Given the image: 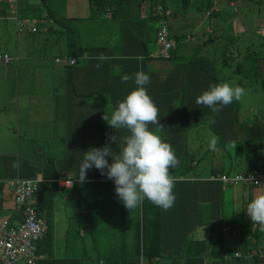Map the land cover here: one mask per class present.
<instances>
[{"label": "crops", "instance_id": "crops-1", "mask_svg": "<svg viewBox=\"0 0 264 264\" xmlns=\"http://www.w3.org/2000/svg\"><path fill=\"white\" fill-rule=\"evenodd\" d=\"M5 1L6 0H0V18L6 15V11H10L9 7L4 5ZM36 1L37 3H33L34 0L16 1V17L21 14V17L16 18V28L17 23L22 21L23 24L27 26L25 29L28 31L33 32L32 29L34 28L31 22H33L34 25H39L42 22L49 26L50 31L54 29L55 43L60 42V47L66 51L65 56H56L55 62L60 65L58 66L60 69L59 71L67 78V83L68 78L71 79L70 85L72 87L69 88L70 99L66 112L67 116L60 120L47 113L51 109V104H47L48 107L45 106L44 111L35 107H25V105L28 106V103L32 104V100L29 98H26L23 102L16 100V107H14L15 102L11 105V100H13L12 98H14L16 90L12 84L8 85L10 90L9 92L6 91V94L10 101L7 102L8 107H6V110H0V130H3V132L8 131V138L9 134H12V142L15 140L14 123L16 120L18 121L21 111L24 113L26 122L25 128L31 127L33 129L32 137H34V139L32 143H34L36 139L41 142V137L36 134L37 125L34 117L36 113L42 116V112H44L46 118L52 119V124L47 126V130H50V133L47 132V134H50L52 138H56L55 142L52 140L50 142L45 141L44 143L49 144L50 147H52V145L56 146L60 142V139L65 137L67 138L65 146H69V151L71 152V163L64 169L55 168V170H58L67 178H76L79 173V165L83 158V152L92 147L98 148V146H100L101 148L105 145H109L112 148V146L116 145L107 138V136H112L114 133L108 132L110 126L107 128L108 124L102 118L103 114L110 116L111 111L116 106V101L122 100L126 93L135 87L134 82L131 80L127 83L122 82L121 76L124 74L132 76L137 71L142 70L150 77L149 83L144 87L158 107L160 113L159 123L161 127L149 125V129L154 131L165 142L172 146L179 160L178 166L171 169V174L175 178H177V176L173 173H179L182 166L191 169L198 164V161L202 162L201 159L196 160V158L193 157L192 154H194V152L188 147L192 139L191 131L195 134H206L209 132L206 136L212 137L214 134V136L219 137L220 140L217 142L216 150L211 152L213 155L212 158L209 156V160L204 164L205 167L203 169L207 170L208 175H202L199 172L200 170H197L195 171L197 175L194 176L206 179L211 172L217 171L242 173L249 172L255 168L264 170V124L258 121L256 115L245 114L243 115L245 119H241L240 122V113L238 110L239 101L232 102L231 107L228 105L224 106L219 113H212L209 108L195 103L196 97L203 90H206L209 84L223 82L222 78H220L222 74L221 69L227 64L221 57L223 56L224 49L226 50L227 48V44L223 43L224 36L221 34L220 36L214 34L217 29L216 24H219L221 21L220 16H224L223 14L227 12L224 10L223 6L218 5L219 1H213L214 5L217 3L213 8L218 9L216 11H220L221 15L213 18L211 24L208 25V30L204 33L207 35L202 38L199 35H185L183 33L184 30L198 31L203 28V25H200L199 29V25H197L198 22H195L194 26L191 28L185 29L187 26L186 21L190 18L178 15L177 20L171 21V26L169 25V29H171L169 37L174 41L175 46L169 52L168 57H161L159 48L156 52H153L150 48V44L156 41V32L153 26L155 23L149 25L151 30L147 27L137 28V26H128L129 24H137L138 22L141 25L146 22L143 20L152 18L153 7H150V5L148 9H145V16L139 17V19L138 15H135L134 18H138L136 19L138 22L135 19V21L131 22V17L124 15L121 5L112 8L109 7L108 11H97V8L91 4L90 0ZM230 4L233 3L229 2V5ZM35 5L37 6V19H33L30 15H27L30 10L36 9ZM163 5L168 7L165 4ZM127 7L130 8L132 6L127 4L126 8ZM42 11L43 13H41ZM172 12L174 13L173 10ZM173 13L172 15H174ZM171 19L172 16L168 20V23ZM65 20H71V25H88L91 21L98 22L97 28L91 25V33L94 36L95 32L102 33L101 36H110L114 34L119 36L118 42L114 43L110 38L108 41H104L105 37H101L98 42L85 44L74 40L75 37L72 36L73 45L70 46L67 39L64 38V33L67 34V30H64L66 26L64 23ZM54 25L58 28H54ZM69 29L72 30L71 27ZM93 35L92 37H94ZM139 39L148 40L146 46L147 50L143 48V44L140 43ZM80 49H84L85 51L83 58L78 60L76 65L69 67L66 63L69 59V54H73L70 52L73 50L80 52ZM146 51L149 52V57H147ZM248 51L249 49L246 51L245 47L241 48L238 43L236 48L237 53L228 52L230 54H235V58H238ZM101 55L108 58L103 60L98 59ZM22 56L25 57V54ZM128 56L130 60L127 59ZM47 57L48 56H44L43 60ZM232 57L233 56H231V58ZM57 58H61V61L57 62ZM133 58L134 60L132 61ZM0 61L7 69L8 65L1 59ZM97 64L100 65L99 68L96 67ZM44 66L45 64L43 67ZM227 68L232 70L228 65ZM5 82L7 81L5 80ZM21 103H23V105H21ZM3 108H5V106ZM14 115L15 117H13ZM210 119H214L215 123L210 124ZM40 122L41 120L38 119L37 123L40 124ZM114 131L116 140L120 143V137L125 135L126 131L123 129ZM210 131L214 133L211 134ZM98 137L100 139L103 138V142L96 145L95 140ZM198 142L202 145V141ZM51 152H64V150L51 148ZM7 154L6 151H0V180L15 176L13 164L17 158L15 159L13 152L11 155ZM243 154L246 155L242 156ZM237 156H239L240 159L247 156L252 157V165L244 163L243 161L234 165L233 159L237 158ZM190 157L193 159L191 162L188 161ZM256 162L262 163V168L257 166ZM32 163H34V166L26 165V162L23 163V166L19 168L22 175L27 177L32 175L38 178L40 174L46 177L54 173L53 166L48 164L45 160L42 161L38 167L35 166V162ZM86 175L87 180L81 185L101 180V184H104V178L106 176L101 174L95 167L87 170ZM178 178L182 179V175H179ZM176 182L178 183V181ZM230 189L231 192L226 207L228 213L225 214L224 211V215H227L229 220L232 221L228 222V224L225 223V227L228 226V231L232 230L231 232L233 234L226 238L227 241L230 242L231 240L235 241V236H237L241 244L243 242H241V240L245 239L243 237L248 231H253L257 236L259 233H264L259 230L258 224L253 222L250 224L251 220L245 212L247 203L256 194L264 192V185L255 187L244 185L231 186ZM224 190L226 189L223 188V192H221L219 189L218 194V198L220 202L222 201V204L225 194ZM210 194H212V191ZM116 197V194L112 196V198ZM60 199L61 201H65L67 197L57 198L55 200V208L59 205ZM70 200L72 201L73 199L70 198ZM14 205V196L11 190H9V188L0 190V224L10 221L15 217ZM175 205L174 211H177V206L179 207V204L176 203ZM185 208L189 216L191 211L188 206H185ZM174 211L173 209L171 210V215L175 213ZM214 211L215 209L213 212ZM54 213L51 217L56 216ZM41 214V218L44 216V220L47 224V213L41 211ZM88 216H90V214ZM83 218L85 217L80 216L81 222ZM57 224L58 221L52 219V223L50 224L52 230L53 225L56 226ZM67 224V226L70 227L72 223L69 221ZM237 224L238 226L236 228L235 225ZM46 226L47 233L49 225L47 224ZM188 227L190 228L189 225ZM256 227L257 229L254 230ZM202 230L203 232L209 231L204 223L194 225L191 230L190 241ZM53 231L55 232V228ZM109 231L106 230L105 232L108 233ZM188 231H190V229ZM65 232H68L67 228ZM46 235L47 234H45L44 237H46ZM259 237L260 239L258 242H261L259 245L262 246L264 250V234H260ZM91 239H94L93 236H91ZM66 245L68 249L64 253L58 255L51 251L48 253L39 251L37 243L36 264H103V261L107 264L108 257H110V252L106 251L107 244L99 243L98 247L101 253H96L95 242V246L93 244L91 247H94L91 255L88 257L86 256L85 243L82 244L83 249L81 246L74 243L69 245V243L66 242ZM118 250L121 251L120 249ZM121 254L122 252L117 253V257H121ZM231 261L233 260L231 259ZM24 262V264L29 263L27 260H24ZM172 264H174V262H172ZM204 264H215V262H213L210 257H205Z\"/></svg>", "mask_w": 264, "mask_h": 264}, {"label": "rangeland", "instance_id": "rangeland-1", "mask_svg": "<svg viewBox=\"0 0 264 264\" xmlns=\"http://www.w3.org/2000/svg\"><path fill=\"white\" fill-rule=\"evenodd\" d=\"M157 1L167 5L171 10L174 11V15H172V19L169 22L170 26L171 21L177 20L178 15H181L183 17L190 18L186 21L187 26L185 29L194 26L195 22H198L197 25H199V29L200 25H203V28L198 31L184 30L183 33L185 35L195 34L194 36L199 35L201 38L207 35L204 33L206 30H208V25L211 24L213 16H207L206 11H210L211 13L214 11L212 4L215 0H208V2L202 0H190L186 4L183 2V0H154L155 3H157ZM217 1H219V4L224 7V10L230 14L229 16L224 17L226 20H221L219 24H216L217 29L215 30L216 33L214 34H218V36L221 34L222 36L227 37H223V43L227 44V48L226 50L224 49L221 59H225V63L232 68V70H229L227 65L223 66L221 69L222 74L220 78H222L223 82H228L234 86L238 85L245 89V95L241 100H239V121L241 122V119H245V116L243 115L252 114L256 115L260 123L264 124V94L261 84V74H257L256 72L258 65H253V60H257V58L250 56L251 54L249 55L247 52L246 54L234 59L233 57L235 54L230 55L228 52L231 51L236 53V48L239 43L240 47H245L246 51L249 49L251 53H263L261 51H264V46L262 45L264 41V0ZM229 2L233 4L229 5ZM33 3H37V1L34 0ZM208 3L211 4L210 8H207ZM11 4L12 3H10L8 0L5 1L4 5L9 7L10 11H6V15L0 18V56H2L4 53H7L12 58V62L10 64H6L8 65L7 69L0 61V110H6V107H8L7 102H9L10 99L6 94V91L9 92L10 87L8 85L12 84L16 92L14 94L15 99L12 98L13 100H11V105H13V102L16 100L23 102L26 98H29L32 100V104L28 103V106L25 105V107H35L44 111V107H48L47 104H51V109L47 113L62 120L65 116H67L66 112L70 99L69 88L72 86L67 83V78L62 73H60V69L58 67L60 65L55 62V57L65 56L66 51L60 47V42L55 43L54 29L50 31L49 26L47 24H43L42 22V24L40 23L39 25H34L33 22H31V25L34 28L33 32L26 29L24 31L18 32V30H16V18L11 13ZM126 5L127 4L121 5V7L126 8ZM128 5L133 7V13L138 15L140 18L145 16V9L149 8V2H142V0H133ZM35 7L36 9H32L29 11V13H27V15H30L33 19H37V6L35 5ZM41 13H43V11ZM17 17H21V14H19V16L17 15ZM78 22L81 23L80 21ZM64 23L65 25H68V27H64V30L67 29L68 31L70 30V27L73 28L70 30L71 33H64V38L67 39L68 43L70 41L72 42V36L75 37L74 40L85 44L98 42L101 37H105L104 41H108L110 38V40H113L114 43H117L119 39V36L114 34L110 36H101L102 33L95 32L94 36L91 33V25L97 28L98 22L91 21L88 23V25H71V20H65ZM53 27L58 28L55 25ZM169 33H171V29H169ZM92 35L94 37H92ZM229 35L231 36L229 37ZM229 38L230 40L234 39V43L229 42ZM150 45V48L153 52H156L159 48L157 41H153ZM23 54H25V57L22 56ZM44 56L48 57L43 60ZM231 56L233 57L229 59ZM1 60L3 61L2 58ZM251 63L252 66L250 67ZM44 64L45 66L43 67ZM5 80L7 82H5ZM16 105L17 102H15L14 107H16ZM21 105H23V103H21ZM4 106L5 108H3ZM13 117H15V115ZM38 119L41 120L40 124L37 123ZM34 120L37 125L36 134L41 137V142L36 139V141L32 143V140L34 139V137H32L33 129L31 127L25 128L26 122L24 119V113L21 111L18 121L16 120L14 123V142L11 140L12 134H9L8 138V131L3 132V130H0V151H6L8 153L7 155H11L13 152V155L15 157L19 155L21 160L26 159L27 161L35 162V166L37 167L42 161L45 160L54 168H66L71 163V153L69 151V146H65L67 138H61L60 142L56 146L52 145V147H50L49 144L44 142H50L52 140L55 142L56 138H52L50 134H47V132L50 131L47 130V126L52 124V119L46 118L45 113L42 112V116L36 113ZM208 133L209 132L206 134H195L191 131L192 139L190 140L188 147L192 152H194V154H192L193 157H195L196 160L201 159L202 162L198 161V164L189 169V173H187L189 175L191 173H195L197 170H200L199 172L202 175H208L207 170L203 169L205 167L204 164L209 160V156L211 158L213 156L211 154L212 150L207 147L208 140L211 138L210 136H206ZM210 133L213 134L214 132L210 131ZM198 141H202V145ZM218 141H220L219 137ZM51 148H57V150L62 149L64 152H51ZM98 148H100V146H98ZM244 155L246 154H243L242 156ZM240 161L252 165V157L250 156L241 159L239 156H237V158L233 159L234 165H237ZM256 163L257 166L262 168V163ZM101 183L102 181L89 182L85 184V186L83 185L81 188H79V192H76L74 196H69L71 199H73L72 201L69 198H67L65 201L60 200L59 205L57 208H55L56 211L58 209L59 210L57 213L54 210V214L56 216L51 217V219L58 221L56 226L53 225V230L55 228V232L52 230V228H50V231L47 232L46 237H44V235L39 240V251H42L43 253H48L51 251L52 253L59 255L68 249L66 242H68L69 245L73 243L77 244L83 249L82 244H80L81 241L79 240L84 237L87 230H89V232H91V230L92 232H97L95 228H98V232H101V234L97 233L95 237H93L95 238L94 241L96 242L95 252L101 253L98 247L100 242L103 244H110L108 241L109 234L105 235L104 233H106V230L109 231L119 229L116 227L119 225V221L118 213L115 211L121 210V205H124L118 197L112 198V196L116 194L114 182L107 181L104 182V184ZM240 185L242 184L227 185L224 187L226 190H224L225 194L222 206L223 212L225 211V214L228 213L226 207L228 205V198L231 192L230 187ZM98 194L101 195L97 196ZM64 196L66 195L64 194ZM133 211L135 210L133 209L129 213L132 214ZM89 214L91 219L94 217V215H96L94 218L95 221L99 218L98 222L94 224L95 226L91 224L87 218H83L81 222L80 216L85 217ZM110 220H112L113 223H111ZM224 220L226 224H228V222H232L229 220L227 215H224ZM69 221L72 223L70 227L67 226ZM212 224L216 228L220 226L219 223ZM237 226L238 224L235 225L236 228ZM66 228L68 229V232H65ZM256 229L257 227L254 228V230ZM231 231L224 232L226 235L224 236L225 239L227 236L233 234ZM89 232L87 233L86 240H84L87 257L91 255V252L94 248H91L92 239L89 235L91 233ZM260 234L263 235L264 233H259V235ZM206 235L208 236L207 232L201 231L192 239L193 241L198 239L200 240V238ZM239 242L240 240L237 238V236H235V241H227L229 248H231V251L226 253L228 259L235 260L236 256L234 254L240 253L235 252L240 250ZM206 243L209 246L212 241L207 238ZM252 244L254 245V243ZM118 249L119 246L117 243L115 244V248L112 249L106 246V251L110 252V258L107 260V264H111V262L114 263L113 259H115L114 264H120L119 261H121L123 257L121 259L115 258L119 252ZM207 252L209 253V249ZM239 256L241 255L239 254ZM117 259H119L118 263H116ZM24 260L26 259H20L17 264H24ZM163 262H165V260L162 259H156L153 261L154 264H163Z\"/></svg>", "mask_w": 264, "mask_h": 264}, {"label": "trees", "instance_id": "trees-1", "mask_svg": "<svg viewBox=\"0 0 264 264\" xmlns=\"http://www.w3.org/2000/svg\"><path fill=\"white\" fill-rule=\"evenodd\" d=\"M90 1L91 4L97 8V11H108L109 7L112 8L124 4H129L133 0H90ZM145 1L149 2L150 7L151 6L153 7L152 9L153 15L152 18L143 20L146 22L142 23L141 25L136 20L139 17L136 19L134 18L135 14L133 13L134 10H132L133 7L123 8L122 10L124 12V15L131 17L130 20L131 22L135 20L138 22L137 24L132 23L129 24L128 26L130 25L132 27L137 26V28L147 27L149 30H151L149 25L155 23L153 26L155 27V32H156L160 17L155 13L156 12L155 7L159 2L157 1V3H155L156 1L154 2V0H142V2ZM188 1L190 0H183L185 4ZM202 1L208 2V0H202ZM210 5L211 4L208 3L207 8H210ZM216 10L218 9L214 8V11L210 13V15L213 16V18L217 17L218 15H221L220 11H216ZM223 15L224 16H220L221 20H226V18L224 17L225 16L227 17L230 14L225 13ZM65 27L68 26L66 25ZM24 30L25 29L20 31H24ZM70 30H68L67 32H70ZM20 31L18 30V32ZM230 36L231 35H229V37ZM139 40L140 43L143 44V48L147 50L146 46L148 40L147 39H143V40L139 39ZM228 41L234 43V39L230 40L229 38ZM69 45L70 46L73 45V42L70 41ZM262 45L264 46V41ZM80 50H81L80 52H78L77 50H73V51L70 50L71 51L70 53L73 54H69L68 58L69 59L74 58L76 61L74 64L66 63L69 67L76 65L77 61L83 58L85 51L84 49H80ZM261 52L263 53L262 54L258 52L251 53L250 51H248V54L249 55L251 54L250 56L257 58V60H253V65L254 64L258 65L256 72L257 74L258 73L261 74L260 75L261 84L264 94V70H263L264 51ZM146 55L147 57L150 56L148 51H146ZM160 56L164 57L162 55ZM233 58H235V56ZM127 59L130 60V57L128 56ZM229 59H231V57ZM133 60L134 58L132 59V61ZM251 66L252 63L250 64V67ZM70 82L71 79L68 78V83L70 84ZM233 102H236V100H234ZM228 106L231 107V104H229ZM108 127L109 125L107 126V128ZM108 132L115 134L114 129H112L111 127L108 129ZM109 137L110 136H107L108 139ZM95 141H96V145H99L100 143L103 142V138L100 139L98 137L96 138ZM117 144H119V142H117ZM117 144L112 146V149L118 152L119 147ZM16 158L17 160H15V162L19 163V167L14 168L15 176L9 177L6 180L9 179L16 180V179L24 178V179H32L37 182V189L34 195L33 205L40 218L42 216L41 211L47 213V217H46V220L48 221L47 224L49 225V228H51L50 226V224L52 223L51 215H53L54 213L53 211L55 210V200L57 198L65 197L64 194L66 195L67 198H69V196H74L76 192H79V188H81L83 185L75 182L73 183V186L71 188H68L69 183L66 185L65 184L61 185L60 182H68L70 180L75 179V177L67 178L63 176L62 173L57 172L58 170H55L54 167H53L54 173L46 177H44L41 174L39 175L38 178L37 176H32V175L28 177L22 175L21 171H19V168L23 166V163L26 162V165L29 166H34V163H32V161H27L26 159H22V160L19 159V155H17L15 159ZM106 159L108 160L109 163L112 162L111 156L106 157ZM192 160H193L192 157L188 159L189 162H191ZM189 169L190 168H186L185 166H182L179 173H175V172L173 173L175 176H177L176 181H178V183L176 182L173 188V193L175 195L174 205L167 211L153 205L148 200H145L142 203V206L137 207V210L134 209L135 211H133L132 214H130L129 210L122 205H121L122 207L121 210L115 211L118 213L119 225H117L116 227H118L119 229L110 230L108 233H104L105 235L109 234L108 241L110 242V244H107L106 246L112 249L115 248V244L117 243L119 249L121 250L118 251L122 252L121 257H115V258L121 259L123 257V259L119 261L120 264H154L153 261H155L156 259L165 260L163 264H170V263L172 264V262H174V264H204L205 257L207 256H209L211 260L215 262V264H227V263L228 264H264V250L262 246L259 245V243L261 242H258L260 237H258L257 234H255L253 231H248L247 233H245V236L243 237L245 238L244 239L245 241L242 239L241 242L242 241L243 242L240 244V250L235 251V252H240L239 254L241 256L238 255L235 260L231 261V259H228L226 255L228 251H231V248H229L227 244V238L226 239L224 238V236H226L224 233L225 232L224 227L226 225L225 224L226 222H224L225 220H224V212L222 210V201L220 202V199L218 198V194H219V189L221 192H223V188L228 184H223V182L219 180V178L222 175L233 176L240 173H228V172L217 171V172H211L206 179H202L199 176H194L197 175V173L195 174L191 173L190 175L187 174L189 173L188 172ZM254 170L264 171L262 169L255 168L253 170H250L249 172H242V173L246 174ZM179 175H182V179L178 178ZM211 176L214 178L211 179L210 178ZM107 181L114 182L113 180L105 177L104 182ZM0 182L2 183L0 186V190L4 188H9V190L12 189L8 187L7 184H4L6 183L5 180H0ZM211 191L212 194H210ZM11 192L13 193V190H11ZM100 195L101 194H98L97 196ZM176 203L179 204V207L177 206V211H174V207H176L175 205ZM185 206H188L191 211L189 216L188 213H186ZM172 209L175 212L173 215H171L170 213ZM214 209L215 211L213 212ZM95 216L96 215H94V217L91 219L90 216L86 215L85 218H87L88 221L94 225L99 220L98 218L95 221L94 220ZM41 219L43 220L44 224L47 225L44 220V216ZM110 222L113 223L112 220H110ZM201 223H204L205 226H207L209 229V231H207L208 236L206 235L207 238H209L210 241H212V243H210L209 246L206 243V239H207L206 236L200 238V240L198 239L193 241V239H191L190 241L189 239L193 226L197 224L200 225ZM212 223L214 224L219 223L220 226L216 228ZM250 224H252V221H250ZM188 225L190 226V228L188 227ZM49 228L48 231H50ZM95 229L97 232H89V230H87L84 237L81 240H79L81 241L80 244L85 243L84 240H86L88 232L91 233L89 234L90 237L91 236L95 237L97 233L101 234V232H98L99 231L98 228ZM189 229L190 231H188ZM94 239H92L91 241H92V245L94 244L95 246ZM252 243H254V245ZM100 244H102V242H100ZM208 249H209V253L207 252ZM119 259L116 260V263H118ZM113 262L115 263V259H113ZM103 264H105L104 261Z\"/></svg>", "mask_w": 264, "mask_h": 264}, {"label": "clouds", "instance_id": "clouds-1", "mask_svg": "<svg viewBox=\"0 0 264 264\" xmlns=\"http://www.w3.org/2000/svg\"><path fill=\"white\" fill-rule=\"evenodd\" d=\"M107 58L103 55L98 57L102 60ZM130 80L135 87L122 100L116 101L110 116L103 114L102 117L112 129L126 131L120 137L119 144L115 135L109 137L118 145L119 151L105 145L83 152L78 176L69 181L68 188L74 182L85 183L87 170L95 167L114 181L116 195L129 212L142 206L145 200L167 211L175 202L173 188L176 178L171 174V169L178 166L179 160L172 146L149 129V125L161 127L159 109L144 87L150 81L149 75L141 70L132 76H121L122 82ZM244 95L245 89L241 86L228 82L212 83L196 97L195 103L209 108L212 113H219L224 106L241 100ZM209 123H215V120L210 119ZM217 142L218 137L212 136L208 140L209 149L215 151ZM109 156L112 157L111 163L106 159ZM13 167L18 168L19 163L14 162ZM245 212L264 232V192L256 194L247 203ZM228 229L226 226L224 231Z\"/></svg>", "mask_w": 264, "mask_h": 264}, {"label": "built area", "instance_id": "built-area-1", "mask_svg": "<svg viewBox=\"0 0 264 264\" xmlns=\"http://www.w3.org/2000/svg\"><path fill=\"white\" fill-rule=\"evenodd\" d=\"M12 3L11 13L16 17V1L8 0ZM217 3L213 6L215 7ZM155 13L160 17L156 30V41L159 46V54L168 57L169 52L174 48L175 43L169 37L168 20L172 16V10L158 3L155 7ZM210 11H206L210 15ZM23 22L17 23V30L25 29ZM33 30V29H32ZM3 62L9 64L12 58L7 53L0 56ZM56 61H61L57 58ZM75 59L67 61L74 64ZM211 179L214 177H210ZM219 180L228 185H264V171L254 170L250 173H240L233 176L222 175ZM4 184L12 188L14 195L15 217L7 222L0 224V264H17L20 259H26L28 264H36L37 243L45 235L47 227L33 205L34 195L37 189V182L32 179H5ZM66 185L68 182H60ZM0 182V186H1ZM235 255H239L235 253Z\"/></svg>", "mask_w": 264, "mask_h": 264}, {"label": "bare ground", "instance_id": "bare-ground-1", "mask_svg": "<svg viewBox=\"0 0 264 264\" xmlns=\"http://www.w3.org/2000/svg\"><path fill=\"white\" fill-rule=\"evenodd\" d=\"M217 1V0H216ZM218 5H220V4H218ZM217 8V7H216ZM207 16H209V15H207ZM210 39H211V37H210Z\"/></svg>", "mask_w": 264, "mask_h": 264}]
</instances>
